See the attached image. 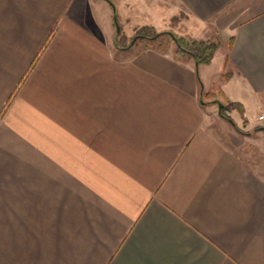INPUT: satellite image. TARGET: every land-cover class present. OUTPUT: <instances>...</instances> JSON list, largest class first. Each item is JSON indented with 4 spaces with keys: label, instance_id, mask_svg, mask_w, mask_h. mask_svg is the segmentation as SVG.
<instances>
[{
    "label": "crops",
    "instance_id": "1",
    "mask_svg": "<svg viewBox=\"0 0 264 264\" xmlns=\"http://www.w3.org/2000/svg\"><path fill=\"white\" fill-rule=\"evenodd\" d=\"M143 1L212 61L119 49L111 0H0V264H264V0Z\"/></svg>",
    "mask_w": 264,
    "mask_h": 264
},
{
    "label": "rangeland",
    "instance_id": "2",
    "mask_svg": "<svg viewBox=\"0 0 264 264\" xmlns=\"http://www.w3.org/2000/svg\"><path fill=\"white\" fill-rule=\"evenodd\" d=\"M107 1L109 2L110 0H107ZM111 1L113 2V4L110 2L109 3L111 4L112 9L116 8V6H117V11L115 13L117 15L119 26L121 29L120 32H118V33L115 31V36H114L115 41L117 42V46L119 49L122 47L124 48V47L128 46L129 48H125V49L134 48L135 51H139L142 49H146L155 43H157V46H158V44L165 45V46H163L165 48L169 45L171 46L172 44H174L173 38L168 33L161 35L157 39H148V38L142 37L143 34L145 35L147 33L148 34H156V33L164 32V31H172L174 34H176L178 36H183L186 38L195 39L189 35H181L179 32L180 26L177 28L178 32H176L175 29H173V28L172 29L169 28L166 30H158L157 28H155L152 25L145 24V23L143 24V22L145 20L144 18H147V17H146V15H144L146 13V10H143L141 5H140V9H139L140 14H141L140 15V22H139L136 20L137 16H135V19H134V18L128 17L126 14L121 15V13H119L118 6L121 7L122 4L125 5L124 3H122L123 0H111ZM128 1L130 2V0H124V2H128ZM143 3H145V0L143 1ZM106 5L110 9V7H109L110 5H108V3H106ZM125 6L129 7V9H130L129 11L136 10L135 8L134 9L131 8L130 5H125ZM187 18H188L187 14L183 11H180L179 13H177L176 15H174L172 17L171 26L176 27L179 25V23L181 21H182V25L186 26L185 23H183V21H186ZM116 29L118 31L117 27H116ZM181 30H183V29H181ZM138 35H139V37H136ZM153 40H158L161 43H159L158 41L154 43ZM196 40H198V39H196Z\"/></svg>",
    "mask_w": 264,
    "mask_h": 264
},
{
    "label": "trees",
    "instance_id": "3",
    "mask_svg": "<svg viewBox=\"0 0 264 264\" xmlns=\"http://www.w3.org/2000/svg\"><path fill=\"white\" fill-rule=\"evenodd\" d=\"M116 14V13H115ZM168 33L174 40L177 45V51L182 56H190L193 57L197 65H205L209 64L216 51L219 49L221 43L219 40H196L191 38H186L183 36H178L174 34L172 31H164L156 34H143L142 37L148 39H157L161 35ZM136 37H139L136 36ZM124 48H129L128 46ZM205 96H210L209 92L201 91ZM220 102V101H219ZM223 104V103H222ZM228 107L226 104L220 108V113L223 117L229 118V114L227 113ZM261 129V128H257Z\"/></svg>",
    "mask_w": 264,
    "mask_h": 264
},
{
    "label": "built area",
    "instance_id": "4",
    "mask_svg": "<svg viewBox=\"0 0 264 264\" xmlns=\"http://www.w3.org/2000/svg\"><path fill=\"white\" fill-rule=\"evenodd\" d=\"M258 119H259L260 121L264 122V113H263V114H260V115L258 116Z\"/></svg>",
    "mask_w": 264,
    "mask_h": 264
},
{
    "label": "water",
    "instance_id": "5",
    "mask_svg": "<svg viewBox=\"0 0 264 264\" xmlns=\"http://www.w3.org/2000/svg\"><path fill=\"white\" fill-rule=\"evenodd\" d=\"M117 28H118V31H120V26L119 25L117 26ZM218 104H219V107L222 108L223 104L221 102H219Z\"/></svg>",
    "mask_w": 264,
    "mask_h": 264
}]
</instances>
